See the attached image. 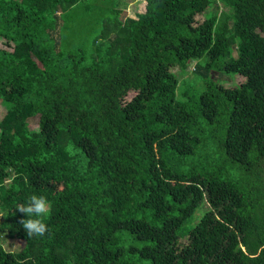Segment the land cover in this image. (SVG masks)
<instances>
[{
  "label": "trees",
  "instance_id": "trees-1",
  "mask_svg": "<svg viewBox=\"0 0 264 264\" xmlns=\"http://www.w3.org/2000/svg\"><path fill=\"white\" fill-rule=\"evenodd\" d=\"M82 1L0 0V264H264V0H115L99 28Z\"/></svg>",
  "mask_w": 264,
  "mask_h": 264
},
{
  "label": "rangeland",
  "instance_id": "rangeland-1",
  "mask_svg": "<svg viewBox=\"0 0 264 264\" xmlns=\"http://www.w3.org/2000/svg\"><path fill=\"white\" fill-rule=\"evenodd\" d=\"M84 7L86 8V11L88 13L83 14L80 18L83 19L86 18V24L88 27L92 26L95 28L103 27L104 25L108 24L110 17L112 16V8L114 7L115 3H118V1H106V0H83L81 2ZM145 2L144 0H122L121 4V21H123L128 16H135L137 12L143 11L145 9ZM237 18H239V15H236ZM199 20H204V15L198 16ZM82 35V37L85 39L88 37V33L85 32L84 29L80 30H71L67 34L66 38V45L75 48L79 46L78 37ZM78 43V44H77ZM2 46V44H0ZM86 48V45L84 46ZM196 65V61H191V63L188 65L187 69L185 71H179V69L173 70V72L176 74V76L180 80V85L178 87L177 95L178 98H181L182 91L185 90H192L194 86H196V83L199 79V75L195 73L194 67ZM223 75V76H220ZM213 79L219 83H222L227 86H235L237 82H243L242 77H230L225 75L224 73L220 71H214L210 74L209 79ZM134 95V92H131L128 96V99H130ZM6 113V106L2 103L0 100V120L4 117ZM29 124L32 129H36L39 126V116H35L29 119ZM198 211L195 214V217L198 215ZM195 223L194 221L188 223V227L193 225ZM182 240H184L182 238ZM0 243L3 244V246L10 251H20L23 246L24 242L16 237H12L8 234L6 230H3L0 232ZM241 246V245H240ZM243 248V246H242Z\"/></svg>",
  "mask_w": 264,
  "mask_h": 264
},
{
  "label": "clouds",
  "instance_id": "clouds-1",
  "mask_svg": "<svg viewBox=\"0 0 264 264\" xmlns=\"http://www.w3.org/2000/svg\"><path fill=\"white\" fill-rule=\"evenodd\" d=\"M15 209L22 214L19 224L28 238L44 237L49 232L48 225L42 219L51 211V202L46 196L32 194L28 196L26 204H18Z\"/></svg>",
  "mask_w": 264,
  "mask_h": 264
}]
</instances>
